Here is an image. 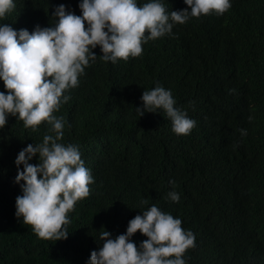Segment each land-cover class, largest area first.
I'll list each match as a JSON object with an SVG mask.
<instances>
[{"label":"trees","instance_id":"1","mask_svg":"<svg viewBox=\"0 0 264 264\" xmlns=\"http://www.w3.org/2000/svg\"><path fill=\"white\" fill-rule=\"evenodd\" d=\"M81 2L14 0L0 25L30 33L53 27L60 4L82 15ZM160 2L169 13L190 10L185 0ZM230 3L223 15L175 24L139 57L106 62L101 47L93 49L96 61L53 113L64 120L59 142L78 146L94 178L90 195L68 213L67 239H41L16 216L24 182H15V160L53 133L47 122L33 131L8 116L0 129V264H88L102 231L126 234L129 221L152 205L195 234L186 264H264V0ZM157 84L196 121L190 134L174 133L162 111L140 117L143 92ZM0 91L7 93L2 78ZM170 191L179 202L166 198ZM146 239L140 231L131 237L138 247Z\"/></svg>","mask_w":264,"mask_h":264},{"label":"clouds","instance_id":"2","mask_svg":"<svg viewBox=\"0 0 264 264\" xmlns=\"http://www.w3.org/2000/svg\"><path fill=\"white\" fill-rule=\"evenodd\" d=\"M190 10H166L160 0L138 6L136 0H82V15L69 12L60 4L53 13V27L36 26L34 32L15 30L0 25V78L7 93L0 91V129L9 115L17 116L25 128L33 131L43 122L51 127L39 144H28L15 163L23 195L16 198V216L31 225L41 239L58 241L68 238V213L76 202L90 195L94 178L81 159L75 144H63L64 120L53 113L61 103L71 99L65 92L79 85L93 51L101 47L104 61L113 63L139 57L143 45L165 34H171L175 24L190 18H200L215 12L223 15L231 7L230 0H185ZM14 0H0V18L15 9ZM142 107H136L140 117L147 112L162 111L172 121L177 135H188L196 126L186 111L175 107L170 90L157 84L145 90ZM251 119V117H249ZM246 135V130L241 129ZM39 154V163L30 161ZM23 165V168H20ZM173 185L175 181H170ZM167 199L179 202L175 191ZM143 203L147 204V200ZM140 231L148 239L139 247L131 237ZM102 247L92 251L88 264H186L189 248L196 246L195 234L182 227V220L165 213L156 205L142 211L129 221L126 234L112 238V233H100Z\"/></svg>","mask_w":264,"mask_h":264}]
</instances>
